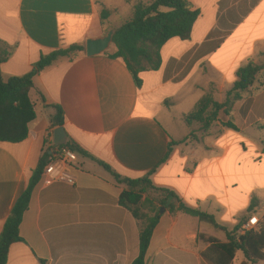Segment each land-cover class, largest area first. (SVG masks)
I'll use <instances>...</instances> for the list:
<instances>
[{
    "label": "crops",
    "instance_id": "crops-1",
    "mask_svg": "<svg viewBox=\"0 0 264 264\" xmlns=\"http://www.w3.org/2000/svg\"><path fill=\"white\" fill-rule=\"evenodd\" d=\"M138 0H0V42L9 50L2 79L22 77L43 56L116 30ZM200 12L189 40L161 50L159 70L137 86L114 45L104 54L64 58L34 78L36 120L20 143L0 142V235L40 162L63 127L78 154L75 184L40 179L20 226L21 242L7 264H132L140 253V222L119 204L124 179L150 176L189 208L213 215L232 230L254 199L264 217V74L232 116L204 131L185 118L202 98L223 103L248 61L264 65V0H186ZM110 13L102 20V11ZM57 108L62 126H54ZM232 122L238 131L226 128ZM174 146L165 160L172 142ZM56 146V145H55ZM69 146V145H68ZM165 160V161H164ZM224 232L197 218L165 211L154 231L147 264H242L208 240ZM260 264H264L261 262Z\"/></svg>",
    "mask_w": 264,
    "mask_h": 264
},
{
    "label": "trees",
    "instance_id": "trees-1",
    "mask_svg": "<svg viewBox=\"0 0 264 264\" xmlns=\"http://www.w3.org/2000/svg\"><path fill=\"white\" fill-rule=\"evenodd\" d=\"M109 16L108 11H102L103 21L109 19ZM199 16L200 12L193 10L186 0H138L130 19L116 29L113 41L116 51L110 56L114 59H122L126 63L135 83L140 87L142 72L160 69L161 50L164 45L173 38L189 40ZM84 52V46L74 45L43 56L32 72L22 77L11 78L7 83L2 79L0 68V142L20 143L28 138L29 126L37 117L35 105L30 98V92L34 88V78L57 61L64 58L73 60ZM9 55L8 48L0 42V67L7 61ZM260 74H264V65L257 64L254 60L248 61L238 70V80L227 93L225 101L219 103L211 94L205 96L195 110L185 118L186 123L189 126L200 124L206 131L214 123L224 118H231L235 104L245 95L252 93L250 88L255 85ZM57 111L53 119L55 127L62 126L63 123L61 108H57ZM224 126L238 131L237 126L232 122H226ZM185 142L186 140L172 142L165 160L171 155L174 146ZM69 147L76 153L87 155L73 143L69 144ZM47 158L48 156L40 162L27 189L4 224L0 235V264L8 263L12 245L22 241L20 226L29 208L34 189L42 177ZM101 165L114 175L119 184L127 186L120 196L119 204L128 209L140 222V253L132 264H147V253L154 231L162 217V210L195 217L200 222L224 232L227 236L226 243L212 238L208 241L225 254L229 262L241 252L244 256L242 264L264 263V217L257 231L240 233L244 225L257 217L261 206L259 200L254 199L246 215L232 230H229L220 225L213 215L187 207L175 192L155 187L150 176L136 180L124 179L113 172L108 165L104 163ZM151 191L158 193L160 197L152 201L145 199Z\"/></svg>",
    "mask_w": 264,
    "mask_h": 264
},
{
    "label": "built area",
    "instance_id": "built-area-1",
    "mask_svg": "<svg viewBox=\"0 0 264 264\" xmlns=\"http://www.w3.org/2000/svg\"><path fill=\"white\" fill-rule=\"evenodd\" d=\"M78 164V154L69 146H52V152L47 158L46 166L41 179L45 184L64 182L71 185L75 180L71 176V170ZM260 221L258 218L251 219L240 231L244 234L247 231H257Z\"/></svg>",
    "mask_w": 264,
    "mask_h": 264
},
{
    "label": "water",
    "instance_id": "water-1",
    "mask_svg": "<svg viewBox=\"0 0 264 264\" xmlns=\"http://www.w3.org/2000/svg\"><path fill=\"white\" fill-rule=\"evenodd\" d=\"M117 30H112L108 32L105 36L101 38H93L87 41L85 51L88 57H95L106 53L110 50L113 45L114 36ZM54 142L56 146H68L71 144L63 127H59L54 133ZM164 213V210H162Z\"/></svg>",
    "mask_w": 264,
    "mask_h": 264
},
{
    "label": "rangeland",
    "instance_id": "rangeland-1",
    "mask_svg": "<svg viewBox=\"0 0 264 264\" xmlns=\"http://www.w3.org/2000/svg\"><path fill=\"white\" fill-rule=\"evenodd\" d=\"M129 19L130 18H128L127 20L124 19L123 22H122V24H124L125 22H127ZM200 128H201V125H200ZM159 197H160V195L158 193L151 191L149 195L145 196V199H148V200H151L152 201V200H157V198H159Z\"/></svg>",
    "mask_w": 264,
    "mask_h": 264
}]
</instances>
